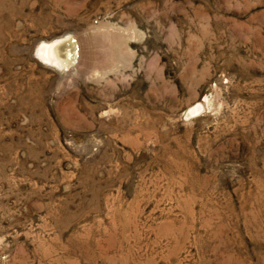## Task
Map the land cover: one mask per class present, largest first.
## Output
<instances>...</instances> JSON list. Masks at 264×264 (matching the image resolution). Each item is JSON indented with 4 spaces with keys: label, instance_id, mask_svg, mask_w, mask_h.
I'll use <instances>...</instances> for the list:
<instances>
[{
    "label": "rangeland",
    "instance_id": "374dc122",
    "mask_svg": "<svg viewBox=\"0 0 264 264\" xmlns=\"http://www.w3.org/2000/svg\"><path fill=\"white\" fill-rule=\"evenodd\" d=\"M0 264H264V0H0Z\"/></svg>",
    "mask_w": 264,
    "mask_h": 264
},
{
    "label": "bare ground",
    "instance_id": "6f19581e",
    "mask_svg": "<svg viewBox=\"0 0 264 264\" xmlns=\"http://www.w3.org/2000/svg\"><path fill=\"white\" fill-rule=\"evenodd\" d=\"M37 58L46 66L67 74L80 59V48L71 36L52 42L42 43L37 50Z\"/></svg>",
    "mask_w": 264,
    "mask_h": 264
}]
</instances>
